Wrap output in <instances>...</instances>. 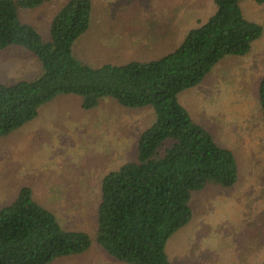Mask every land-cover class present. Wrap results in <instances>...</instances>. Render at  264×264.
<instances>
[{"label": "rangeland", "instance_id": "374dc122", "mask_svg": "<svg viewBox=\"0 0 264 264\" xmlns=\"http://www.w3.org/2000/svg\"><path fill=\"white\" fill-rule=\"evenodd\" d=\"M67 0L22 10L21 19L49 38L53 15ZM90 29L74 52L84 64H122L159 58L216 10L214 0H92ZM245 16L264 28V0H242ZM42 73L26 49L0 50V82ZM264 76V32L242 56L217 63L200 84L182 91L180 102L216 141L236 154L235 186L210 185L193 195L194 216L167 242L173 264H261L264 261V113L258 86ZM155 121L152 106L126 108L106 98L85 110L81 98L62 95L37 118L0 138V208L23 186L51 209L63 227L94 237L103 177L134 160L141 133ZM51 264H129L93 241L83 253Z\"/></svg>", "mask_w": 264, "mask_h": 264}, {"label": "trees", "instance_id": "16d2710c", "mask_svg": "<svg viewBox=\"0 0 264 264\" xmlns=\"http://www.w3.org/2000/svg\"><path fill=\"white\" fill-rule=\"evenodd\" d=\"M49 1L0 0V50L18 46L42 63L37 78L0 82V138L37 118L43 106L62 95L80 97L85 110L106 98L126 108L149 105L155 121L139 136L136 158L103 177L94 237L63 227L34 198L33 189L23 186L0 208V264H51L85 252L93 241L121 262L173 264L166 245L191 222L193 195L210 185L233 187L239 179L234 151L194 120L179 95L200 84L222 59L246 55L264 28L245 16L242 0H214L215 12L165 55L93 67L74 52L91 27L92 0L65 1L44 38L21 19V11ZM258 100L264 113V76Z\"/></svg>", "mask_w": 264, "mask_h": 264}]
</instances>
